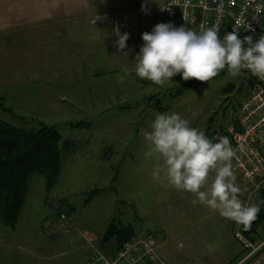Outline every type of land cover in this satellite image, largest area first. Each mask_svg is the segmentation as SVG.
Here are the masks:
<instances>
[{
  "label": "rangeland",
  "instance_id": "obj_1",
  "mask_svg": "<svg viewBox=\"0 0 264 264\" xmlns=\"http://www.w3.org/2000/svg\"><path fill=\"white\" fill-rule=\"evenodd\" d=\"M164 1L11 0L36 16L44 12L43 25L36 29L33 24L26 37L23 31H11L13 39L26 43L13 47L12 57L0 48V119L25 129L53 126L70 146L62 147L55 186L48 189L44 176H33L15 229L0 226V264H80L93 252L112 260L121 247L103 241L111 219L133 226L134 237L124 243L130 242L144 232L142 222L155 224V205L164 197L152 178L154 160L145 156L143 132L155 116L178 113L202 131L224 127L231 134L235 129L249 71L233 77L226 68L209 82L193 85L187 83L194 79L184 81L177 74L163 87L135 74L142 34L169 23L162 13ZM3 3L7 0H0L1 7ZM143 11H154V21L119 50L109 16ZM232 168L240 199L259 205L264 181L245 183L233 162ZM166 190L167 199H180L178 190ZM213 218L220 232L234 239L239 224L219 214L199 225ZM229 244L232 250L234 243ZM155 245L158 257L156 240Z\"/></svg>",
  "mask_w": 264,
  "mask_h": 264
},
{
  "label": "clouds",
  "instance_id": "obj_2",
  "mask_svg": "<svg viewBox=\"0 0 264 264\" xmlns=\"http://www.w3.org/2000/svg\"><path fill=\"white\" fill-rule=\"evenodd\" d=\"M117 36L115 43L122 51L129 34L117 31ZM142 40L135 74L161 87L177 74L184 81L209 82L225 68L233 77L247 70L264 80V34L241 38L234 29L221 38L215 26L196 31L169 22L144 32ZM196 115L193 112L192 118ZM143 136L148 147L145 156L154 160V181L191 193L194 205L245 227L257 218L259 206L240 199L242 190L232 168L235 153L227 137L210 139L178 113L157 114Z\"/></svg>",
  "mask_w": 264,
  "mask_h": 264
},
{
  "label": "built area",
  "instance_id": "obj_3",
  "mask_svg": "<svg viewBox=\"0 0 264 264\" xmlns=\"http://www.w3.org/2000/svg\"><path fill=\"white\" fill-rule=\"evenodd\" d=\"M162 13L176 27L200 31L215 26L221 38L236 29L241 38L252 35L256 39L264 30V0H165ZM154 19V11L108 18L117 39V31L134 37L140 27L149 26ZM255 77L256 82L240 102L239 129L231 132L234 168L245 183L252 184L264 181V80ZM143 231L124 243L112 260L93 252L80 264H159L152 233ZM233 237L241 252L232 264H264V236L251 239L236 229Z\"/></svg>",
  "mask_w": 264,
  "mask_h": 264
},
{
  "label": "trees",
  "instance_id": "obj_4",
  "mask_svg": "<svg viewBox=\"0 0 264 264\" xmlns=\"http://www.w3.org/2000/svg\"><path fill=\"white\" fill-rule=\"evenodd\" d=\"M262 34L264 30L258 32L256 38ZM246 82L247 88L243 95H247L256 82V77L250 73ZM197 83L204 82L194 79L187 85ZM232 87L233 85L230 84L225 89L227 91ZM176 93H181V89H178ZM240 102L233 119L235 130L239 129L237 110ZM204 132L210 139L223 136L229 139L230 144L232 143L231 134L224 127L212 131L207 129ZM62 147L68 149L69 140H62L59 131L53 126L40 125L35 129H25L0 119V226L5 229H15L33 176H44L48 189L55 186L63 162ZM95 191V189L89 191L88 197L92 196ZM260 197L261 202L258 205L260 211L257 218L248 227L241 224L238 227L251 239L264 236V188L260 190ZM141 228L144 230L143 222ZM134 235L133 226L116 218L108 223L103 241L113 240L116 248L119 249ZM237 256L227 264H232Z\"/></svg>",
  "mask_w": 264,
  "mask_h": 264
},
{
  "label": "crops",
  "instance_id": "obj_5",
  "mask_svg": "<svg viewBox=\"0 0 264 264\" xmlns=\"http://www.w3.org/2000/svg\"><path fill=\"white\" fill-rule=\"evenodd\" d=\"M43 13L36 16L29 7L11 4V0L0 6V32H3V37L0 34V48H5L3 53L6 57H12L13 47L26 44L22 38L13 39L11 31H23L26 37V31L32 29L33 24L36 29L43 25ZM75 22L73 20L71 26L75 27ZM20 53L21 56H26L24 50L21 49ZM159 185L164 197L157 199L155 224L151 223L154 225L151 232L156 240L159 260L163 264H227L239 255L238 243L229 233L220 232L218 220L213 218L212 221L199 225L200 220L218 216V213L216 215L206 206L194 205L192 200L195 197L188 192L178 190L180 199L169 200L166 198L169 195L166 189L171 186L166 182ZM229 242L234 243L232 250L228 249Z\"/></svg>",
  "mask_w": 264,
  "mask_h": 264
},
{
  "label": "water",
  "instance_id": "obj_6",
  "mask_svg": "<svg viewBox=\"0 0 264 264\" xmlns=\"http://www.w3.org/2000/svg\"><path fill=\"white\" fill-rule=\"evenodd\" d=\"M143 228H144V230H150V231L153 230L152 225L149 224L148 222H144V223H143Z\"/></svg>",
  "mask_w": 264,
  "mask_h": 264
}]
</instances>
